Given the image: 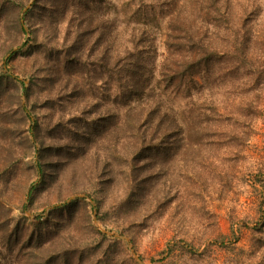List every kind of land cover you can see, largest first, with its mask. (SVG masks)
Returning <instances> with one entry per match:
<instances>
[{
  "label": "rangeland",
  "instance_id": "374dc122",
  "mask_svg": "<svg viewBox=\"0 0 264 264\" xmlns=\"http://www.w3.org/2000/svg\"><path fill=\"white\" fill-rule=\"evenodd\" d=\"M202 2L0 0V264H264V44L237 74L195 77L206 134L185 87L163 90L178 123L144 142L133 126L172 18L207 29ZM134 37L157 51L130 88Z\"/></svg>",
  "mask_w": 264,
  "mask_h": 264
},
{
  "label": "trees",
  "instance_id": "16d2710c",
  "mask_svg": "<svg viewBox=\"0 0 264 264\" xmlns=\"http://www.w3.org/2000/svg\"><path fill=\"white\" fill-rule=\"evenodd\" d=\"M202 5L206 7L205 30L197 25L195 19L183 17L180 13L172 18L175 24L171 25V33L168 35L166 54L161 53L163 62L159 67L157 81L163 88L156 91V85L152 89L149 101L145 103L147 105L144 109L145 115L141 119L133 120L134 127L141 124L144 128L137 134L142 142L149 136H155L157 119L165 120L163 124H168V127L171 123L175 124L177 116L173 115L172 119L169 116V110L173 109L172 103H169L167 96L163 97V90L166 88L177 90L186 88L185 104L192 107L189 109L188 118L193 125H197L192 132L201 136L206 134L209 126L200 125L209 117L206 113L207 108L200 107L190 96L192 88L198 91L200 86L195 83V77L200 76L202 72L214 78H224L220 75L223 72L228 75L237 74L242 65L231 62L241 57L245 59L251 53L248 49L251 44H264V22L260 18L264 12V0H208L207 5L204 2ZM133 40L135 37L131 39V45L126 46L122 58V67L129 78L127 83L130 88H132L130 77L138 74L143 69L142 66H145V54H156L157 51L153 42L148 43L149 37L146 39L142 37L140 43ZM138 48L142 49L139 51ZM246 70L247 73L249 69ZM260 72H264V69ZM148 106L151 109L150 113H146ZM211 112L219 122L226 120L230 123L231 119L237 116L235 111L225 112L214 108ZM179 128L183 129L181 125Z\"/></svg>",
  "mask_w": 264,
  "mask_h": 264
},
{
  "label": "water",
  "instance_id": "95a60500",
  "mask_svg": "<svg viewBox=\"0 0 264 264\" xmlns=\"http://www.w3.org/2000/svg\"><path fill=\"white\" fill-rule=\"evenodd\" d=\"M108 233H110V234H114V233H111V232H108ZM114 235L119 236V237H124L122 234H119V233H115ZM136 257H137V259L141 262L140 257H139V256H136Z\"/></svg>",
  "mask_w": 264,
  "mask_h": 264
}]
</instances>
